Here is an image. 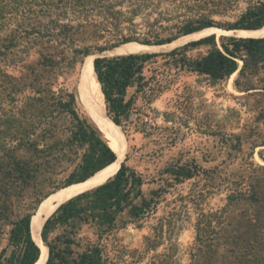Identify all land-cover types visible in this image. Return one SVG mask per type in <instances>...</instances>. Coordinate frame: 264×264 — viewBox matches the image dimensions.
Segmentation results:
<instances>
[{"label":"rangeland","instance_id":"rangeland-1","mask_svg":"<svg viewBox=\"0 0 264 264\" xmlns=\"http://www.w3.org/2000/svg\"><path fill=\"white\" fill-rule=\"evenodd\" d=\"M257 1L147 0L140 4L135 0H103L87 14L89 22L83 33H77L72 44L59 47L69 59L80 60L60 82L75 91L81 119L93 124L78 102L85 58L75 53L77 49L89 48L96 59V49L113 46L114 36L120 33L135 31L152 42L157 41L154 35L178 41L185 37L187 25L196 27L210 21L211 28L228 31ZM110 9L129 17L135 9L136 16L131 17L134 25L116 27L110 20ZM5 18L21 21L16 11ZM0 33L2 39L7 36ZM215 36L220 47L225 36ZM35 45L31 61L36 60L39 45ZM184 45L154 53L166 54ZM212 49L213 44H204L176 56L152 59L144 69L146 88L141 92L136 86L128 90V99H135L138 113L127 123L128 137L119 126L126 141L121 165L125 162L142 178V198L151 201V211L142 218L130 216L132 206L141 205L139 198L124 212L116 213L111 223L98 217L78 219L56 228L49 241L56 242L72 258L94 255L97 264H264V63L254 73L240 74L243 61L238 60V71L214 80L195 72L190 64ZM104 53L102 57H109ZM185 60L187 65H183ZM1 71L24 78L19 83L4 81ZM28 75L22 63L14 64L12 56L0 58L3 259L13 251L9 244L13 224L32 213L41 200L68 187H64L66 181L87 150V146L73 145L66 153L51 150L49 156L38 158L12 149L17 133H31L38 124V118H31L29 111L17 113L14 109L15 104L26 106L37 97L28 87ZM74 125L70 116H58L54 139L47 143L56 147V140L67 139ZM38 135L31 139L36 141ZM37 142L44 144L41 138ZM18 163L26 166L29 176L21 177ZM187 173L192 176L187 177Z\"/></svg>","mask_w":264,"mask_h":264},{"label":"trees","instance_id":"trees-1","mask_svg":"<svg viewBox=\"0 0 264 264\" xmlns=\"http://www.w3.org/2000/svg\"><path fill=\"white\" fill-rule=\"evenodd\" d=\"M101 1L103 0H15V3L12 4L10 0H0V32L7 34L3 39L0 37V58L4 59L10 55L13 57L14 64H23V68L29 74L28 87L37 96L33 97L30 100L31 103L26 106L14 105L17 113L29 111L31 118H38V124L31 133H17L12 149L25 150V153H29L30 156L39 158L49 156L52 153L51 150L66 153L73 145L87 146L80 165L71 174L64 187L85 182L117 160L116 153L95 124L91 120L94 125L85 119H81L76 107L75 91H69L63 82H60L63 75L69 74L70 71L77 68L80 60L69 59L65 55V51L58 50L59 47L68 43L72 44L74 36L77 33H83L89 22L87 14L93 11L95 7H99ZM135 1L145 4L147 0ZM13 11L19 13L21 21L5 18L7 14L10 15ZM108 14L112 24L116 27L125 24L134 25L131 17L136 16L135 9L130 12L131 17L124 12L111 9ZM211 27H213L211 21L203 22L196 27L187 25L183 31V36ZM263 27L264 0H259L250 4L238 21L226 30H260ZM127 30L130 31L131 29ZM159 36L154 35L153 38L157 41L152 42L149 38L142 39L135 31L124 35L120 33L114 36L113 46L99 47L96 49V53L103 54L109 49L131 42H139L146 46H163L177 40V38L160 39ZM215 40L216 36L212 35L190 42L181 49H175L166 54L96 58L94 60V73L100 83L109 118L116 125L122 127L128 137L127 123L130 124V118L138 113L135 99H128V90L136 86L137 91L141 92L146 88L147 81L144 76V69L152 59L161 56H176L179 54L178 52L186 51L189 48L213 44V49L207 55L190 64L195 72L207 75L214 80L230 77L238 71V60L243 61L240 74L247 71L254 73L264 63V38L223 37L224 41L220 47L216 45ZM35 43L39 45V48L35 49L36 60L31 61V49L36 48ZM29 45L30 47L25 50V46ZM75 53L84 58L92 54L89 48L77 49ZM188 62L187 60L183 61V65H187ZM1 73H3L4 81L8 82L19 83L24 78L19 79L3 71ZM13 100L16 101L15 98ZM61 115L70 116L75 125L70 130L67 139L56 140V143L59 144H56L55 147L49 145L47 141L54 139V121ZM38 133L36 141L32 140L31 138ZM40 138L44 142L43 145L37 142ZM18 164L21 177L29 176L26 166L23 163V166ZM186 176L191 177L192 173H187ZM142 185V178L123 162L115 176L107 183L62 204L42 227V241L49 252L46 264H97L96 259L93 258L94 255L83 254L80 258L70 257L65 249L58 247L56 242L49 241L50 234L56 228L78 219L87 220L90 217H98L111 223L114 221L116 213L124 212L134 200L139 198L142 199L141 205H133L129 214L134 218L144 217L151 211L152 203L142 198L140 189ZM46 199L47 197L44 201ZM42 201L32 213L26 214L13 224L9 243L13 247V251L11 256L5 259L1 255L0 264H35L39 260L41 250L32 236V220L37 214L40 204L44 202ZM95 252L99 257L100 251L96 250Z\"/></svg>","mask_w":264,"mask_h":264},{"label":"bare ground","instance_id":"bare-ground-1","mask_svg":"<svg viewBox=\"0 0 264 264\" xmlns=\"http://www.w3.org/2000/svg\"><path fill=\"white\" fill-rule=\"evenodd\" d=\"M210 35H224L238 38H264V27L260 30H232L222 31L217 28H209L176 40L174 44L163 46H146L137 42L122 44L116 48L105 51L104 55L119 57L126 55H141L147 53L161 52L173 48L175 45L185 44L190 41L205 38ZM102 56V55H101ZM106 57V56H105ZM95 56H88L85 68H82L81 80L78 87V102L87 117L95 124L108 141L110 147L117 155V160L97 172L94 176L82 183L72 184L62 188L50 195L40 206L37 214L32 220V236L41 249L39 260L35 264H46L48 252L41 241L42 226L45 221L64 203L71 199L100 187L113 177L121 167V162L126 151V141L122 131L107 115L104 95L101 86L94 73Z\"/></svg>","mask_w":264,"mask_h":264},{"label":"water","instance_id":"water-1","mask_svg":"<svg viewBox=\"0 0 264 264\" xmlns=\"http://www.w3.org/2000/svg\"><path fill=\"white\" fill-rule=\"evenodd\" d=\"M249 31V30H248ZM253 31V30H252ZM187 45V44H186ZM116 48V47H115ZM147 54H157V53H147ZM126 56H128V55H126ZM87 58H88V56L87 57H85V59H84V62H83V64H82V68L84 69L85 68V62H86V60H87ZM96 58H104V57H102L101 56V54H99ZM109 58V57H108ZM82 73V72H81ZM122 129V128H121ZM81 183V182H80ZM48 198V197H47ZM41 205V204H40ZM41 250V249H40ZM40 255H41V253H40ZM40 257V256H39Z\"/></svg>","mask_w":264,"mask_h":264}]
</instances>
